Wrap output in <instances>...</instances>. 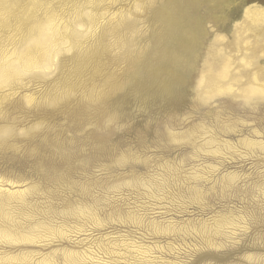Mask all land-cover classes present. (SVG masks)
I'll list each match as a JSON object with an SVG mask.
<instances>
[{"label": "rangeland", "instance_id": "1", "mask_svg": "<svg viewBox=\"0 0 264 264\" xmlns=\"http://www.w3.org/2000/svg\"><path fill=\"white\" fill-rule=\"evenodd\" d=\"M0 205V264H264V0H0Z\"/></svg>", "mask_w": 264, "mask_h": 264}, {"label": "bare ground", "instance_id": "2", "mask_svg": "<svg viewBox=\"0 0 264 264\" xmlns=\"http://www.w3.org/2000/svg\"><path fill=\"white\" fill-rule=\"evenodd\" d=\"M11 197H12V196H11ZM1 208H2V207H1V205H0V218L2 217V212H1L2 210H1ZM3 210H4V209H3ZM5 215H6V214H5ZM3 218H4V217H3ZM3 221H4V220H3ZM0 231H1V227H0ZM0 236H1V233H0ZM7 236H8V235H7ZM5 237H6V236H5Z\"/></svg>", "mask_w": 264, "mask_h": 264}]
</instances>
